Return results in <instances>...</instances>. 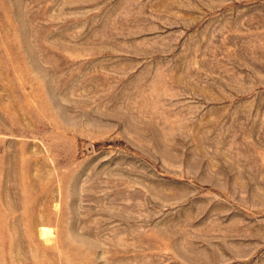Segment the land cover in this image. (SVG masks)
I'll list each match as a JSON object with an SVG mask.
<instances>
[{"label":"rangeland","instance_id":"obj_1","mask_svg":"<svg viewBox=\"0 0 264 264\" xmlns=\"http://www.w3.org/2000/svg\"><path fill=\"white\" fill-rule=\"evenodd\" d=\"M0 264H264V0H0Z\"/></svg>","mask_w":264,"mask_h":264},{"label":"bare ground","instance_id":"obj_2","mask_svg":"<svg viewBox=\"0 0 264 264\" xmlns=\"http://www.w3.org/2000/svg\"><path fill=\"white\" fill-rule=\"evenodd\" d=\"M45 230V229H44ZM46 231V230H45ZM44 233H46V232H44Z\"/></svg>","mask_w":264,"mask_h":264}]
</instances>
